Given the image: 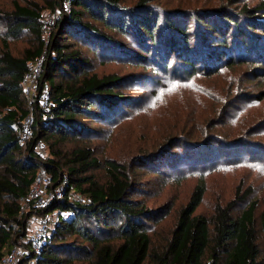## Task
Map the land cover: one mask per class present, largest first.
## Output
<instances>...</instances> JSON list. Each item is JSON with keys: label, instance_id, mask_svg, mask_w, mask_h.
Returning a JSON list of instances; mask_svg holds the SVG:
<instances>
[{"label": "trees", "instance_id": "1", "mask_svg": "<svg viewBox=\"0 0 264 264\" xmlns=\"http://www.w3.org/2000/svg\"><path fill=\"white\" fill-rule=\"evenodd\" d=\"M62 1L69 3V14L62 15L57 33L48 42L43 39L41 28L44 7L38 3L15 1L11 11L0 13L8 38L18 39L30 33L36 44L35 49L25 51L24 57H16L4 41L0 56V261L20 238L28 235L33 213L20 218V204L35 183L38 167L44 166L51 176L50 187L56 188L64 179L68 180L66 197L56 201L54 207L70 215L55 229L40 264H264L259 260L257 201L233 215L237 203L252 194L250 189L242 193L240 201L217 204L208 219L196 215L207 192L201 179L186 204L177 210L171 230L163 234L146 225L155 221L153 212L132 199L136 183L129 169L111 159L102 164L88 146L76 145L67 152L60 149L63 143L83 135L85 127L78 117L88 115L107 120L105 113H113L129 102V96L119 90L126 79L115 74L93 73L90 59L82 51L74 50V44L66 43L68 37L81 39L88 45L93 39L102 45L111 42V37L92 22L113 32H132L145 44L142 48L145 55L129 51L128 57L138 58V64L151 62L158 72L166 74L174 57L175 68L180 69L172 74L193 76L197 71L209 73L222 62L228 67L244 64L246 58L234 60L223 47L228 43L227 24L235 21L224 15L228 23L215 24V39L210 45H220L213 46L212 54L207 55V48L196 49L192 45L191 32L175 21V13L160 14L155 10L152 4L157 0H139L131 7L124 6L123 0ZM58 4V1L49 2L51 8ZM242 12H264V1L253 9L243 8ZM164 22L169 30L166 35L161 33L163 37L157 42V30ZM205 25L210 28L214 24L207 20ZM148 41L151 46L146 45ZM43 52L46 61L41 83L51 87L54 106L49 117L44 118L38 102L34 103L33 134L24 149L14 130L29 114L21 80L29 69L28 64ZM149 54L153 56L150 61ZM38 140L47 143L48 152L52 148V157L45 159L34 151ZM103 166L109 180L101 185L92 172ZM70 190L89 197L91 203L70 200ZM261 231L264 236V221ZM71 236L83 239L91 247L66 242ZM70 253L83 261L77 263L74 257H61Z\"/></svg>", "mask_w": 264, "mask_h": 264}, {"label": "rangeland", "instance_id": "2", "mask_svg": "<svg viewBox=\"0 0 264 264\" xmlns=\"http://www.w3.org/2000/svg\"><path fill=\"white\" fill-rule=\"evenodd\" d=\"M15 1L24 4V0H0V13L11 11ZM32 1L44 7L43 19L56 13L49 32H43V39L48 42L58 31L59 19L69 14L70 8L62 0ZM52 1L59 4L51 8L49 2ZM138 1L123 0V5L135 6ZM263 1L153 2L158 13H175V21L191 32L192 45L196 49L207 48V55L212 54L213 46L220 45H210L215 39V24L228 23L224 15L235 21V24H227L228 43L223 47L234 60L242 56L246 61L232 67L222 62L209 72L211 74L203 71L193 76L172 74L173 70L180 69L175 68L174 57L170 60L168 74L158 72L151 62L138 64V58L128 57L129 51L145 55L142 53L145 44L132 32H113L97 22L92 23L110 36L111 42L102 45L93 39L88 45L81 39L68 37L66 43L74 44V50L82 51L90 59L93 73L115 74L126 79L119 90L129 96V102L113 113H105L107 120L88 115L78 117L85 127L83 135L63 143L60 149L67 152L76 145L88 146L102 164L111 159L129 169L136 183L132 199L153 212L156 222L148 221L146 225L163 234L171 230L177 210L186 204L201 179L206 183L207 192L196 215L208 219L217 204L240 201L242 193L250 189L252 194L237 203L233 215L237 216L251 202L257 201L259 260L264 263L261 231L264 221V12H242L243 8L253 9ZM207 20L215 26L207 27ZM167 25L164 22L157 30V42L163 37L161 33L167 34ZM4 41L16 57H24L26 50L36 47L30 33L18 39L8 38L0 22V56ZM145 43L151 46L149 41ZM147 57L150 61L153 56ZM51 151L52 148L43 157H52ZM92 175L101 185L109 180L105 166ZM240 189L241 194H238ZM36 226L39 223L30 219L28 233ZM65 241L91 247L73 236ZM61 257H74L77 263L83 261L71 253Z\"/></svg>", "mask_w": 264, "mask_h": 264}, {"label": "built area", "instance_id": "3", "mask_svg": "<svg viewBox=\"0 0 264 264\" xmlns=\"http://www.w3.org/2000/svg\"><path fill=\"white\" fill-rule=\"evenodd\" d=\"M69 6V3H67ZM56 18V13L51 14L47 19H42L41 28L43 32H49L51 23ZM46 61V53L43 52L35 61L30 62L29 69L24 74L21 84L26 103L29 107V114L22 121L20 126H14L18 135L19 143L26 149L33 134V106L37 101L44 114L48 118L52 113L54 104L51 99V87L46 83H41V76ZM35 152L44 155L48 152L47 143L38 140L33 146ZM51 176L44 166L38 167L35 183L26 197L20 204V218L33 213L31 219L39 223L33 227L27 237L20 238L19 243L6 254L0 264H40L46 245L52 238L57 226L65 220L70 213L54 207L56 201L66 197L68 180L64 179L56 188L50 187ZM70 200L81 204L91 203V199L70 190ZM38 214V211H40ZM18 225L15 226V230Z\"/></svg>", "mask_w": 264, "mask_h": 264}]
</instances>
